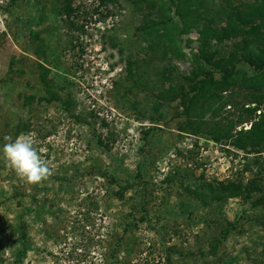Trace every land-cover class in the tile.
Returning <instances> with one entry per match:
<instances>
[{
	"label": "rangeland",
	"instance_id": "obj_1",
	"mask_svg": "<svg viewBox=\"0 0 264 264\" xmlns=\"http://www.w3.org/2000/svg\"><path fill=\"white\" fill-rule=\"evenodd\" d=\"M174 1L72 0L63 15V0H0V144L34 134L51 168L29 184L0 157V264H264V146L233 144L250 125L234 103L216 114L204 96L185 116L176 96L240 43L224 12L261 0H205L197 19ZM163 9L170 35L148 31ZM255 71L237 63L231 101L254 105ZM236 180L240 195L217 188Z\"/></svg>",
	"mask_w": 264,
	"mask_h": 264
},
{
	"label": "trees",
	"instance_id": "obj_2",
	"mask_svg": "<svg viewBox=\"0 0 264 264\" xmlns=\"http://www.w3.org/2000/svg\"><path fill=\"white\" fill-rule=\"evenodd\" d=\"M11 1L15 2V0ZM96 1L99 5L105 6L113 2L114 0ZM144 1L149 2L150 0ZM186 1L191 2V6H188L187 12L193 13L195 19H197L199 13L201 16H203V18L207 16V7L204 5L205 0H176V5L182 6ZM71 3L72 0H63L61 7L58 8V13L63 15H70L71 12L74 11ZM159 3L160 5H163L165 7L170 5V3L174 4L175 1L159 0ZM202 5L204 6L202 7ZM169 10L170 9H168V11ZM201 11L203 12V15ZM177 12L180 19L178 24L180 26L183 25V27H188L187 23L185 22V15L181 13L180 10H177ZM210 12L211 11H208V13ZM170 14V11L168 14L164 9L158 11V14H155V20L152 22V24L150 23V26H148L152 30L148 31L157 32L158 29L162 28L165 33L170 35L171 24L175 23L172 22V17ZM224 15L226 16L227 20L226 23L222 27H220V34L228 38L242 35L241 41L240 43H238V45L235 46L232 52L229 51L230 53L222 58V61L225 65L220 70V76L218 78L214 77L213 75L215 67L201 71L199 75H195L194 77L186 78L185 82L188 84L187 89L182 90L181 85L180 90H182V92L181 94L176 95L179 97L180 107L182 109L179 115L183 114L186 116L187 114H190L193 110H191V108H193L194 105L197 104V101L199 102V100L204 96H206V98L210 97L212 101H214L215 99L222 100L221 102L223 105L219 103L220 107H218L219 105H215V107L213 108L216 114L220 108H225L224 105L228 104V102H232V104L234 103V109L236 108L235 105H237L238 109H242V112L239 113V116H241V118L239 119L238 124H243L244 122L250 123L248 128L241 127L238 130V134L232 141L233 144L241 149H244L247 146H264V0L247 5L242 10H239L237 7H231L229 11L224 12ZM209 17H211L212 19L214 18L212 15H210ZM172 26L173 28H175L173 24ZM145 28L146 27L142 29L146 31ZM203 31L207 36H214L215 34V32L211 31L209 27H207V25L205 26ZM253 46L258 48V51H254L252 49ZM238 55L239 57H237ZM211 58V55L206 57V59L208 60H210ZM242 60L250 62L254 65V67H256L254 75L257 77L258 82L254 84L249 83V85H251L254 90H259V92H252V95L250 94V103H253V106H244L245 104L249 103H243L240 106L239 102L236 103V101H231V98L233 97V91H231L230 89V86L232 85L231 77L234 74L237 63L241 62ZM215 66L218 67V64H216ZM225 91H228V97L226 99L223 97V92ZM158 97L160 99H164L160 94L158 95ZM168 98L173 99L172 95H169ZM207 102L211 104V102ZM155 103H159V101H155ZM233 105H229V111L227 113L231 112L230 109H233ZM158 106L159 105L157 104V107ZM257 111H259V113H257ZM244 116L246 117L244 118ZM196 126H199V124ZM226 126L227 129H218L217 134L214 135L216 140H220V138L222 137L229 138L232 136L230 135L231 133L229 128L233 127V123L228 118ZM149 131L150 128H148L145 133H148ZM259 153H261V151ZM99 174L108 176L103 170H100ZM217 188L222 190V192H225L224 194L230 196L240 195L247 190V187H244L238 180L227 183L220 182ZM145 196L146 192L143 193V197ZM259 197V202L262 201L261 203H263L264 205V194ZM21 237L22 240L25 241L24 231H22Z\"/></svg>",
	"mask_w": 264,
	"mask_h": 264
},
{
	"label": "clouds",
	"instance_id": "obj_3",
	"mask_svg": "<svg viewBox=\"0 0 264 264\" xmlns=\"http://www.w3.org/2000/svg\"><path fill=\"white\" fill-rule=\"evenodd\" d=\"M0 144V157L25 183L37 184L51 175L49 162L38 151L34 134L25 133L13 138L5 136Z\"/></svg>",
	"mask_w": 264,
	"mask_h": 264
}]
</instances>
